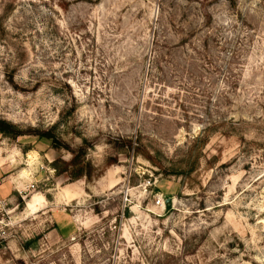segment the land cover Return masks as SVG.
<instances>
[{"label":"rangeland","instance_id":"obj_1","mask_svg":"<svg viewBox=\"0 0 264 264\" xmlns=\"http://www.w3.org/2000/svg\"><path fill=\"white\" fill-rule=\"evenodd\" d=\"M0 120V264H264V0H0Z\"/></svg>","mask_w":264,"mask_h":264},{"label":"trees","instance_id":"obj_2","mask_svg":"<svg viewBox=\"0 0 264 264\" xmlns=\"http://www.w3.org/2000/svg\"><path fill=\"white\" fill-rule=\"evenodd\" d=\"M12 129H13V126L11 124L7 123L6 121L0 120V132L1 133L11 135L12 132H9V131H12ZM15 135H18V134H15ZM40 137H47V138L53 139V136L50 134H40ZM76 161H77V158H74L72 161L73 164H76ZM84 176L89 177V175L88 176L84 175Z\"/></svg>","mask_w":264,"mask_h":264},{"label":"built area","instance_id":"obj_3","mask_svg":"<svg viewBox=\"0 0 264 264\" xmlns=\"http://www.w3.org/2000/svg\"><path fill=\"white\" fill-rule=\"evenodd\" d=\"M158 204H161V202H160V201H158Z\"/></svg>","mask_w":264,"mask_h":264},{"label":"water","instance_id":"obj_4","mask_svg":"<svg viewBox=\"0 0 264 264\" xmlns=\"http://www.w3.org/2000/svg\"><path fill=\"white\" fill-rule=\"evenodd\" d=\"M170 201V200H169Z\"/></svg>","mask_w":264,"mask_h":264}]
</instances>
